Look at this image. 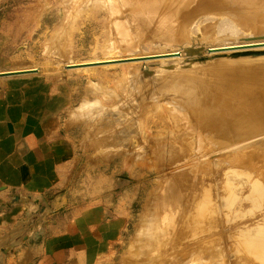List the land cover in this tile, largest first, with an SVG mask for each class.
<instances>
[{"label":"bare ground","instance_id":"obj_1","mask_svg":"<svg viewBox=\"0 0 264 264\" xmlns=\"http://www.w3.org/2000/svg\"><path fill=\"white\" fill-rule=\"evenodd\" d=\"M222 1L226 2L25 0V5L19 7L15 14L13 22L16 28L11 37L15 42L16 37L23 32V19L39 15L41 22L44 15L54 9L59 18L58 22L53 24L56 32L66 30L69 28L67 25L73 26L79 16L90 18L93 11L98 9V13L108 15L115 35L122 38L124 47L121 50L124 51L107 46L109 54L103 56L105 59H92L71 65L77 69L82 68L81 65L85 63L124 59L121 57L126 54L131 56L126 59L141 58L142 60L135 61L136 63L122 67L123 73L118 85L123 87L126 94L134 93L132 82L136 83L138 76L154 74L159 69L166 68L163 64L174 66L173 63L183 57V50L193 46L195 42L202 40L201 43L210 46V54L215 57L208 61L202 60L200 55L198 57L201 62H195L194 65L197 69L203 68V74L200 73L201 70L179 69L168 73L169 76L164 80L168 82L166 85L174 95L173 102L186 114L189 124L195 128L194 137L197 139L196 141L188 130L182 132L179 121L174 122L181 129L180 132L167 134L162 144L170 148L166 150L164 160L173 161L175 164L181 161L180 154L183 155L185 147L191 148L195 141L194 148L199 150L206 139L209 142L218 141L220 144H243L235 132L228 133L225 128L227 125H243L247 130L246 134L251 133V129L256 130L255 136L264 131V55L238 58L222 55L223 52H229L226 53L229 55L238 50H264V36L261 35L264 32V7L253 5L257 11L250 12L252 8L246 6V3L250 5L249 2L236 0L243 2L248 8L247 12L236 17L229 15V3H217ZM199 12H204L205 16L194 19ZM70 22L73 24H69ZM237 35L241 37L238 38ZM153 45L155 48H152ZM157 52L161 54H155ZM137 53L148 54L132 56ZM174 53L180 55L171 60L167 56L154 58ZM94 86L96 89L100 88L98 84ZM131 101L127 99L126 104ZM131 103L129 108L136 106L134 101ZM157 108L159 105L154 107ZM92 109L99 111L102 106L98 101L89 99L71 112L74 118L78 115L90 117ZM209 130L212 133L208 136ZM104 141L110 143L111 140L105 138ZM104 150L109 155L111 147ZM234 158L256 162L263 160L264 145L245 147L238 157ZM231 167L227 177L237 181L222 183L221 192L224 197L221 200L214 188L207 189L202 180L193 179L195 176L192 172H187L192 179L189 183L191 185L184 184L181 178L178 179L182 190L180 194L176 190H166L160 201L153 205V210L156 215L165 214L168 230L143 240L144 251L141 252L139 263L264 264V177H254L253 171L246 164ZM192 169L197 175L202 168Z\"/></svg>","mask_w":264,"mask_h":264},{"label":"rangeland","instance_id":"obj_2","mask_svg":"<svg viewBox=\"0 0 264 264\" xmlns=\"http://www.w3.org/2000/svg\"><path fill=\"white\" fill-rule=\"evenodd\" d=\"M24 5L25 0H0V71L32 69V74L57 76L60 83L66 87L67 122L76 132V142H82V160L79 163L82 177L75 183L83 184L82 191H85L90 181V201L94 199L100 202L99 208L90 206V222L95 219L96 211L102 209V193L110 196L112 213L120 215L126 222L125 227L110 226L103 230L105 237L109 236V231L114 234L119 230L120 234L109 254L96 264H141L139 257L144 251L143 240L168 230L165 214L156 215L153 205L160 201L167 189L176 190L180 194L182 190L178 179L181 178L184 184H189L192 180L187 172H192L196 181L202 180L207 189L214 188L220 200L224 197L221 192L222 183L237 181L227 177L231 166L246 164L253 171L254 177H264V159L256 162L234 158L238 157L245 147L264 145V131L255 136L256 130L251 129V133L246 134L247 130L243 125H227L225 128L228 133L235 132L243 144H220L218 141L209 142L206 139L201 150L195 149V128L189 124L186 114L173 102L174 95L166 85L168 82L164 80L169 76L168 73L179 69L201 70L200 73L203 74V68L197 69L194 66L195 62H201L195 60L196 57L214 54H210V46L201 43L202 40L185 48L183 57L173 63L174 66L163 64L166 66L163 70L138 76L136 83L132 82L134 93L126 94L123 87L118 85L123 73L122 67L136 63L135 61L141 58L126 59L131 57L126 54L121 57L124 59L85 63L81 65L82 68L74 69V65H71L92 59H105L103 56L109 54L107 46L123 49L122 38L115 35L107 14L98 13V9H95L90 18L79 16L74 24L69 23L73 26L67 25L69 28L66 30L56 32L53 24L57 23L59 18L54 9L45 14L41 22L39 15L23 19V32L14 42L11 37L16 28L13 21L17 9ZM229 7V15H242V10L239 9L242 6L238 5L237 8L232 4ZM203 14L204 12H199L194 19L204 17ZM202 47L204 49H201ZM145 54L148 53L132 56ZM179 55L174 53L154 58L167 56L171 60ZM95 84L100 88L96 89ZM89 99L98 101L102 109H92L90 117L78 115L74 118L71 110ZM127 99L134 101L136 106L129 108L131 102L126 104ZM156 105H159V108L154 109ZM176 121L181 123L182 132L188 130L196 141L191 148L185 147L183 155L180 154L181 161L174 164L173 161L164 160L166 150L170 148L163 146L162 141L167 134L180 132L181 129L174 123ZM211 133L209 130L207 135ZM105 138H109L110 143L104 141ZM110 147V154L107 155L104 149ZM195 167L202 168L197 175L192 169ZM203 174L205 176L201 177ZM95 238L97 237L90 232V239ZM93 242L95 241L91 243Z\"/></svg>","mask_w":264,"mask_h":264},{"label":"crops","instance_id":"obj_3","mask_svg":"<svg viewBox=\"0 0 264 264\" xmlns=\"http://www.w3.org/2000/svg\"><path fill=\"white\" fill-rule=\"evenodd\" d=\"M67 110L57 76H0V264H96L120 234L103 230L126 226L106 193L90 222L100 202L90 201V181L85 191L75 183L82 142Z\"/></svg>","mask_w":264,"mask_h":264},{"label":"water","instance_id":"obj_4","mask_svg":"<svg viewBox=\"0 0 264 264\" xmlns=\"http://www.w3.org/2000/svg\"><path fill=\"white\" fill-rule=\"evenodd\" d=\"M246 2H249L250 5L248 3H246V6L252 8L250 9V12H255V10L257 11V9L255 8V6L253 5H259V6H262L264 7V0H257L255 3H253L254 0H245ZM227 3H229L230 5L234 4L235 7H237L238 5L242 6L241 9L242 10V13L243 12H247V9L246 6L243 4V2H238L236 0H226ZM226 2H219L220 3H224L226 4ZM238 8V7H237ZM250 14V13H249ZM262 36H264V32L261 34ZM260 36V35H258ZM241 40L243 38H240ZM255 46H252V48H254ZM226 49V48H225ZM224 49V50H225ZM226 53H229V52H223L222 55H224L225 57H233V58H238V57H246V56H252V57H257V56H260V55H264V50L263 49H258V50H238L237 52L234 51V52H231V54H226ZM200 56V55H199ZM202 60H210L212 59L213 57L215 56H203L201 55L200 56ZM200 57H197L195 60L197 61H201L200 60ZM90 64H93V63H90ZM81 65V64H79ZM31 71L33 70H21V71H3V72H0V76H5V75H16V74H21L23 72H28L30 73Z\"/></svg>","mask_w":264,"mask_h":264}]
</instances>
